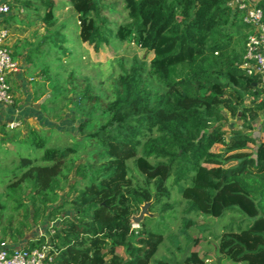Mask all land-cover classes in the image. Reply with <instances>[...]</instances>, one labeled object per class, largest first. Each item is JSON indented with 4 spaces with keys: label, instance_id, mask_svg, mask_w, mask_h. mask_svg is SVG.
I'll use <instances>...</instances> for the list:
<instances>
[{
    "label": "trees",
    "instance_id": "trees-1",
    "mask_svg": "<svg viewBox=\"0 0 264 264\" xmlns=\"http://www.w3.org/2000/svg\"><path fill=\"white\" fill-rule=\"evenodd\" d=\"M119 1L123 21L114 27L102 14L110 8L106 0H67L78 38L95 51L110 48L111 41L141 48L146 59L152 56L149 74L163 91L151 90L143 63L136 61L129 70L121 67L102 123L93 125L89 112L81 115L82 147H61L33 128L19 147L17 141L6 144L29 152L4 157L11 165L0 176L6 183L0 244L22 241L48 221L53 225L47 235L24 247H49L51 264H155L168 226L150 228L148 222L157 219L148 217L135 230L132 220L146 204L150 213L164 214L175 198L187 203L188 212L230 218L217 237L216 261L264 264V137L257 141L250 134L264 116V81L242 68L253 31L233 6L238 0ZM253 1L264 22V0ZM19 2L40 16L45 35L37 49L48 42L69 57L65 27L57 28V1ZM16 16L11 12L4 21L10 24ZM37 49L27 56L31 65L39 58ZM46 72L41 75L50 81ZM52 92L64 94L58 81ZM77 98L79 105L100 101L87 86ZM14 106L15 97L6 107ZM234 120L241 129L227 126ZM187 251L180 261L164 264H208V258Z\"/></svg>",
    "mask_w": 264,
    "mask_h": 264
},
{
    "label": "rangeland",
    "instance_id": "rangeland-1",
    "mask_svg": "<svg viewBox=\"0 0 264 264\" xmlns=\"http://www.w3.org/2000/svg\"><path fill=\"white\" fill-rule=\"evenodd\" d=\"M11 1L12 12L17 15L11 26L14 38L12 51L16 50L14 53L17 59L13 57L20 61L21 71H23L21 74L25 79L23 86L20 83L17 87L15 110L10 107L11 113H15L17 116L20 114L21 118L15 121L17 126L11 130L6 128V125L13 122L14 118L3 119L0 123V137L3 138V141L0 139V176L4 171L10 169L7 165H11L9 164L11 159L4 160V157L15 158L19 152L28 154L29 150H26V147L17 149L16 146L7 147L6 144L17 141L21 142L19 147L25 141L30 128L51 136L53 143L58 142L61 147L71 146L74 143L82 147L85 144V138L79 131V125L84 121V119H80L81 115L89 112L90 118L94 119L93 125L102 123L100 117H102L104 105L113 99V91L121 74V67L129 70L136 61L143 63L144 77L151 90L163 91L159 83L149 74L148 62L152 56L148 55L146 59L145 51L141 48H137L133 44L129 45L126 41H111L110 48L100 47L98 51H95L83 44L78 38L77 17L67 4V0H56L58 7L55 10V15L58 20L57 28L65 27L63 31L69 39L66 46L72 52L69 57L59 55L58 50H55L48 42L37 49L45 35L40 16H37L34 11H26L19 0ZM106 4L110 8L103 10V16L115 23L114 27L120 25L123 21V16L120 15L123 13L121 1L106 0ZM34 5L40 7L37 2ZM40 12L43 13L41 7ZM35 49L39 52L37 55L39 58L32 61L31 65L26 59L30 51ZM45 68H47L46 75L51 77L50 81L41 75ZM56 81H58L59 87L63 88L62 96L56 97V92H52V84ZM84 86L89 87L93 96L99 98L100 101L84 102L79 105L77 96L84 90ZM56 100H59V103ZM248 102L249 100H247ZM32 107L36 109V112L31 111L33 115L25 116V118L23 114L30 112ZM51 107H55V109L49 114L47 109ZM263 120L264 116L254 124V130L250 132L257 141H261L264 137V133L261 131ZM3 126H5L4 131L2 130ZM95 126L91 128L90 132L95 129ZM227 126L231 129L242 128L239 120H234ZM80 162L82 159L78 160L77 164ZM134 176L140 178L136 172H134ZM69 179L72 183L75 182L74 173L70 175ZM5 186L6 183L4 184L0 180V197L3 195ZM2 202H5L3 198ZM169 203L173 208L167 209L164 214H161L162 212L160 213L159 210L150 213V209L147 208L141 219V221L148 217L157 219L148 222L150 228L153 229H162L167 226L169 228L155 259V264H164V259L165 262H172L174 258L180 261L188 249V251L198 252L201 257L208 258V264H231L221 262V260L216 261L215 258L217 237L222 234L223 227L230 225V218L212 219L197 212H188L189 206L180 199L173 198ZM168 214H170L168 218L160 219V215L166 217ZM234 220L238 222L240 218L235 217ZM52 225L45 221L41 226L34 227L24 240L9 245L16 248L24 247L29 240L47 235L48 229ZM55 225L57 224L55 223ZM133 228L138 230L139 224L133 222ZM188 237L191 240H188ZM191 245L193 246L191 247Z\"/></svg>",
    "mask_w": 264,
    "mask_h": 264
},
{
    "label": "built area",
    "instance_id": "built-area-1",
    "mask_svg": "<svg viewBox=\"0 0 264 264\" xmlns=\"http://www.w3.org/2000/svg\"><path fill=\"white\" fill-rule=\"evenodd\" d=\"M11 0H0V107L11 106L14 103V94L10 78L20 72L21 66L14 59L11 41V26L4 21L12 12ZM237 7L244 13V21L252 26L249 35L242 68L248 70V74H260L264 81V22L263 12L253 0H238ZM23 12V10H20ZM13 122L9 128H14ZM53 257L47 246L40 248L12 247L8 243L0 244V264H51Z\"/></svg>",
    "mask_w": 264,
    "mask_h": 264
},
{
    "label": "crops",
    "instance_id": "crops-1",
    "mask_svg": "<svg viewBox=\"0 0 264 264\" xmlns=\"http://www.w3.org/2000/svg\"><path fill=\"white\" fill-rule=\"evenodd\" d=\"M235 5V2H233V6ZM12 22L13 21H11V23H10V26H12L13 24H12ZM12 28V27H11ZM14 38H13V28L11 29V41H10V45H11V48H13V40ZM13 50V49H12ZM16 50H14V51H12L13 52V55H14V57H15V52ZM18 54V53H17ZM16 58V57H15ZM17 59V58H16ZM19 64H20V66H21V63H20V61L19 60H16ZM23 71H21L20 70V73H18V74H16V75H13L11 78H10V82H11V86H12V91H13V94H14V97H17V95H18V92H17V87H18V85L20 84V83H22V85L21 86H23V82H24V77L22 76V73ZM32 108H34V107H32ZM31 108V110H30V112L31 111H33L34 113L36 112V109L34 108V109H32ZM27 112V113H24L23 114V116L25 117V116H32L33 115V113L31 112ZM8 118H11V119H13L14 118V120L13 121H16L18 118H21L20 117V114L17 116L15 113H11L10 112V108L9 107H1L0 108V123L3 121V119H8ZM26 118V117H25ZM0 139L3 141V138H1L0 137Z\"/></svg>",
    "mask_w": 264,
    "mask_h": 264
},
{
    "label": "water",
    "instance_id": "water-1",
    "mask_svg": "<svg viewBox=\"0 0 264 264\" xmlns=\"http://www.w3.org/2000/svg\"><path fill=\"white\" fill-rule=\"evenodd\" d=\"M148 207H149V204L142 206V209H141L139 216H134L132 221L136 224H139V222L143 218V214L145 213V211L147 210Z\"/></svg>",
    "mask_w": 264,
    "mask_h": 264
}]
</instances>
